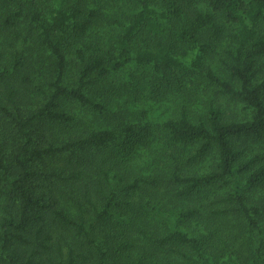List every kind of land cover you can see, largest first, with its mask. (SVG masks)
Returning <instances> with one entry per match:
<instances>
[{
  "label": "trees",
  "instance_id": "trees-1",
  "mask_svg": "<svg viewBox=\"0 0 264 264\" xmlns=\"http://www.w3.org/2000/svg\"><path fill=\"white\" fill-rule=\"evenodd\" d=\"M106 26L0 0V264H264V0Z\"/></svg>",
  "mask_w": 264,
  "mask_h": 264
},
{
  "label": "rangeland",
  "instance_id": "rangeland-1",
  "mask_svg": "<svg viewBox=\"0 0 264 264\" xmlns=\"http://www.w3.org/2000/svg\"><path fill=\"white\" fill-rule=\"evenodd\" d=\"M100 4H102V10L106 12V18H107V26L106 28L111 29V26L114 25L112 28L111 32L108 34V30L103 29L102 34L109 38L111 40V34H114L118 27L121 26L122 24L127 20L129 16H131L138 8H139V0H98ZM102 27V26H100ZM104 28V27H102ZM188 54L185 58L186 64L190 63L191 59V54H192V49L188 48ZM215 64V63H214ZM221 100H224L227 105L233 104L231 100H228L227 98L221 97ZM152 117L154 122H152L153 127L152 130L155 132V134L163 133L161 129H158V125L161 124V118L158 117V114L155 113L154 111L152 112ZM156 130V131H155ZM153 143L155 145L160 144V146L165 145L164 141L161 140L159 137H156L153 140ZM154 146V145H153ZM155 147V146H154ZM214 161L211 158V156L207 157L205 160H203L200 165H203V170H210L213 167ZM202 169V167H201ZM226 190L225 188H220V187H212V190L210 193L208 192V189L206 188L207 193L211 195V198L214 197L215 194L219 193H224Z\"/></svg>",
  "mask_w": 264,
  "mask_h": 264
}]
</instances>
